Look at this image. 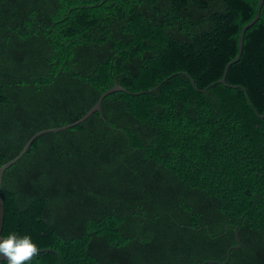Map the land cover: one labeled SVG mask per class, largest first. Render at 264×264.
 Wrapping results in <instances>:
<instances>
[{
    "label": "trees",
    "instance_id": "1",
    "mask_svg": "<svg viewBox=\"0 0 264 264\" xmlns=\"http://www.w3.org/2000/svg\"><path fill=\"white\" fill-rule=\"evenodd\" d=\"M258 4L0 0V167L128 91L4 172L2 238L31 264H210L237 227L227 264H264V5L237 88L211 86Z\"/></svg>",
    "mask_w": 264,
    "mask_h": 264
},
{
    "label": "water",
    "instance_id": "2",
    "mask_svg": "<svg viewBox=\"0 0 264 264\" xmlns=\"http://www.w3.org/2000/svg\"><path fill=\"white\" fill-rule=\"evenodd\" d=\"M263 5H264V0H259L257 12H256V15H255L254 19L252 21H250L247 25H245L243 27L242 31H241L240 39H239V51H238L237 57L227 64L222 78L220 80H218L216 83H213L211 86H213L214 84H223V85L228 86V87L237 88V86H230L229 84H227V82H226L227 74H228V71H229L230 67L240 60V58L242 56V52H243L244 39H245L246 31L259 21V19L261 17V12H262ZM191 83H192L193 87L197 91H199V89L196 87L195 82L193 80H191ZM211 86H209V87H211ZM115 92L128 93V91L124 87H122L119 84L115 83V85L111 89H109L108 91H106V92H104L102 94V96L100 97L98 102L81 119H79L78 121H76V122H74V123H72L70 125L64 126V127L55 128V129H51V130H44L42 132L37 133L36 135H34L29 140V142L25 145V147L22 149L21 153L16 158H14L13 160L7 162L6 164H4L3 166L0 167V240H2V229H3L4 216H5V205H4L3 197L1 195V187H2V182H3L4 172L8 168H10L14 163H16L27 152V150L29 149L31 144L34 142V140L37 137H39L41 134H44V133H47V132H55L56 133V132H59V131H63V130L69 129L71 127H74V126H77V125L83 123L89 117H91L94 113H96V112L101 113V111H102V102H103L104 98L107 97L108 95L112 94V93H115ZM261 117L263 118L264 116H261ZM235 237H236V240H237V245L231 247L228 250L227 259H226L225 262L208 261L207 263H210V264H227L229 262V260H230L231 252L233 250H239L242 247L241 241L239 239V231H238L237 227L235 228ZM41 251H46V250H41ZM0 259L3 260L2 258H0Z\"/></svg>",
    "mask_w": 264,
    "mask_h": 264
},
{
    "label": "clouds",
    "instance_id": "3",
    "mask_svg": "<svg viewBox=\"0 0 264 264\" xmlns=\"http://www.w3.org/2000/svg\"><path fill=\"white\" fill-rule=\"evenodd\" d=\"M39 254V248L30 236L9 234L0 240V258L6 264H31Z\"/></svg>",
    "mask_w": 264,
    "mask_h": 264
}]
</instances>
